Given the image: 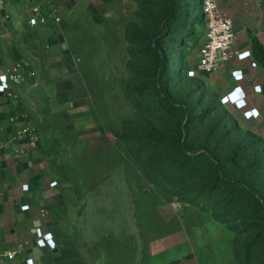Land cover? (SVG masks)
<instances>
[{"label": "rangeland", "instance_id": "rangeland-1", "mask_svg": "<svg viewBox=\"0 0 264 264\" xmlns=\"http://www.w3.org/2000/svg\"><path fill=\"white\" fill-rule=\"evenodd\" d=\"M191 1L164 19L166 0H50L61 20L43 39L15 38L57 60L40 73L55 98L33 105L60 190L58 248L40 264H264V144L211 75L188 76L205 35L188 33ZM137 30L156 34L149 51ZM215 163L228 181L213 192Z\"/></svg>", "mask_w": 264, "mask_h": 264}, {"label": "crops", "instance_id": "crops-1", "mask_svg": "<svg viewBox=\"0 0 264 264\" xmlns=\"http://www.w3.org/2000/svg\"><path fill=\"white\" fill-rule=\"evenodd\" d=\"M1 1V13L9 17L2 16L1 19L0 15V68L8 61L24 60L34 72V76L18 89L17 99L0 95V145H2L0 146V252L20 248L29 240L28 249H25L15 260L7 262V264H23L31 251L35 253L36 247L33 244L35 228L42 227L44 231H52L49 217L57 204L60 190L57 188L58 185L50 186V182L57 181L52 178L50 152L40 145L38 149L20 153L10 140L11 136L28 122L38 130L42 144L43 136L33 115L38 111L35 106L40 100L47 102L48 95H51V100L55 98L52 90L56 87L55 84H50L48 78L40 74L44 67L50 68L54 65L51 62L55 59L50 58L54 54V48L45 50L31 45L25 48L18 45L15 38H23L27 31L28 40L38 39L40 36L43 39L48 32L43 26L49 27L55 22L51 20L48 25L29 23V17L36 9L48 13L44 8L48 6L50 0ZM218 5L220 11L234 22L237 33L234 47L239 51L250 50L252 60L256 61L258 66L253 68L250 60L224 63L211 74L216 84L215 89L221 98L235 86L240 85L246 92L247 109L257 108L260 116L247 120L243 117L242 110L231 108L251 129L255 128V132L264 138V63L259 61L261 55L255 46L259 44L261 51H264V0H218ZM25 6L28 7L26 12L29 16L22 15L19 10L20 7ZM22 19L28 23L26 30L20 28ZM9 21L15 24L14 30L9 27ZM45 42L50 46L53 45V39L50 41L48 37ZM236 67L244 70L245 79L241 82L235 81L231 75V70ZM255 84L262 86V92L254 91ZM42 87L44 94L38 99L36 96ZM11 117H16L17 120L11 121ZM24 184H28L27 191L23 190ZM25 204L30 205L28 210L21 209ZM55 250H43L41 255L35 254L38 264L45 253Z\"/></svg>", "mask_w": 264, "mask_h": 264}, {"label": "built area", "instance_id": "built-area-1", "mask_svg": "<svg viewBox=\"0 0 264 264\" xmlns=\"http://www.w3.org/2000/svg\"><path fill=\"white\" fill-rule=\"evenodd\" d=\"M202 5L206 15V30L198 52L196 69H190L188 76H197L198 72L211 75L224 63L234 60L240 62L250 60L251 66L256 68L258 63L252 60V52L250 50L239 51L234 47V42L237 39L234 22L220 11L218 0H202ZM0 15L1 19H3L2 16L8 17L7 15H2L1 9ZM50 20L58 22L61 20V17L56 15L55 12H51L50 14L43 13L39 9H36L35 13L29 17L31 25H48ZM231 75L237 82L245 79V73L241 67L233 68ZM33 76L34 72L26 61L13 60L6 62L0 68V95L17 99L19 97L18 89ZM254 91L262 92V86L255 84ZM221 103L236 110H242L243 117L247 120L256 119L260 116V111L257 108L247 109L246 92L243 91L240 85L235 86L231 91L221 96ZM16 120V117H11V121L15 122ZM10 140L20 153L38 149L41 145L38 130L28 122L13 134ZM0 146L2 147V145ZM57 185L58 182L55 180L50 182L51 187ZM22 187L25 191L29 189L28 184H24ZM29 208V204L21 206L22 210H28ZM33 235L34 247L39 248L41 251L57 249L58 244L52 231H44L42 227H36ZM28 241L20 248L0 252V264H7L9 261L15 260L25 249H28ZM23 264H38L37 256L33 251L26 256Z\"/></svg>", "mask_w": 264, "mask_h": 264}, {"label": "trees", "instance_id": "trees-1", "mask_svg": "<svg viewBox=\"0 0 264 264\" xmlns=\"http://www.w3.org/2000/svg\"><path fill=\"white\" fill-rule=\"evenodd\" d=\"M166 3H167V7H166V10H165L164 19H166L177 8L176 0H166ZM194 5H198V8H197L198 14L197 15L193 14L192 7H190L188 9V15L186 16L188 18V20H189V23H190V26L187 29L189 34H191L193 31H195V28H197V26L199 24L200 25H204L205 26V30H206V15H205V13L203 11L202 0H192L190 6H194ZM165 27H166L165 31H169L170 30V24H168V23L165 24ZM135 36L139 40V42H141V45H140L139 49L143 50V51H149L151 49L152 45H153L152 44L153 40L156 38V34L153 31H146V30H137L135 32ZM255 46H256V48L258 49V51H259V53L261 55V59L259 61L264 63V51H261V49L259 47L260 46L259 44H256ZM183 68H184V61L182 59H180L179 62H178V69H174V73L177 75L180 72V70L183 69ZM159 93H160L161 96H164L166 98L168 103H170V104L172 103V96L167 91H161L160 90ZM217 93L219 95L218 91H217ZM219 101L221 103V98H220ZM223 106L224 107H228V106H225V105H223ZM191 112H192L191 108L187 107V113L191 114ZM248 133H249L250 137H251V135H255V140H257V141L259 140V141L262 142V144H264V138H262L261 136H259L255 132H251V129H249ZM263 149H264V145H263ZM213 173L214 174H213V177H212V180H211V191L215 192V191L218 190V188L220 187L221 183H226L228 181V178L224 175L222 167L218 163L214 164ZM239 183L242 184V187L244 188V190H246L253 198L259 200L258 198H256L254 196L255 195L254 194V190L251 187H249L245 183H242V182H239ZM256 237H257V235L252 237V239L254 240V238H256Z\"/></svg>", "mask_w": 264, "mask_h": 264}, {"label": "water", "instance_id": "water-1", "mask_svg": "<svg viewBox=\"0 0 264 264\" xmlns=\"http://www.w3.org/2000/svg\"><path fill=\"white\" fill-rule=\"evenodd\" d=\"M110 205H111V202H110ZM35 254L36 255H41L42 254V251L39 248H36L35 249Z\"/></svg>", "mask_w": 264, "mask_h": 264}]
</instances>
